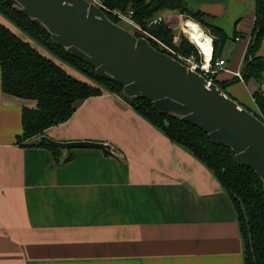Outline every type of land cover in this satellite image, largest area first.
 <instances>
[{"label": "crops", "instance_id": "0c3cea01", "mask_svg": "<svg viewBox=\"0 0 264 264\" xmlns=\"http://www.w3.org/2000/svg\"><path fill=\"white\" fill-rule=\"evenodd\" d=\"M181 1L224 32V70L215 78H234L244 65L254 0ZM166 15L177 23L183 16L158 12ZM257 54L264 57V37ZM242 84L253 106L248 109L256 110L258 82ZM230 88L223 91L244 106ZM35 106V100L4 93L0 77V264H245L235 209L212 170L125 98L103 90L81 101L66 121L18 142L22 109ZM42 135L110 148L54 153L40 144Z\"/></svg>", "mask_w": 264, "mask_h": 264}, {"label": "trees", "instance_id": "16d2710c", "mask_svg": "<svg viewBox=\"0 0 264 264\" xmlns=\"http://www.w3.org/2000/svg\"><path fill=\"white\" fill-rule=\"evenodd\" d=\"M100 1L106 7L104 12L112 22L119 25L121 19L112 15L109 9H117L125 14L132 12L131 19L135 24L172 51L168 52L149 38L148 41L154 48L178 60L180 57L193 56L194 60L198 61L200 56L190 36L191 40L180 32L178 41H174L172 26L177 23L175 16L166 15L157 23L150 24L158 12L165 9L182 14L186 19L197 22L205 33L212 37V63L219 58L226 35L218 26L206 22L202 12L189 11L181 0ZM0 18L4 19H0L1 89L4 93L36 101L34 108L22 109V131L17 136L18 142L39 135L48 127L66 121L78 104L90 96L100 95L103 90L119 94L141 116L212 170L235 209L244 242L245 264H264V189L261 178L253 169L238 164L229 147L212 143L202 129L181 121L176 115L155 110L147 99L124 96L119 83L98 77L90 64L54 44L46 30L35 25L31 19L7 5L4 0H0ZM16 29L50 56L21 37ZM134 34L142 36L140 32ZM263 37L264 0H254L253 28L241 70L245 81L264 80V57L257 54ZM64 64L86 79L67 71ZM210 77L206 78L223 88L238 81L236 78L218 81L215 75ZM89 79L95 83L91 84ZM252 98L256 110L245 108L264 122V96L255 90L252 92ZM40 144L50 148L54 153L57 151L44 141H40Z\"/></svg>", "mask_w": 264, "mask_h": 264}, {"label": "water", "instance_id": "95a60500", "mask_svg": "<svg viewBox=\"0 0 264 264\" xmlns=\"http://www.w3.org/2000/svg\"><path fill=\"white\" fill-rule=\"evenodd\" d=\"M46 30L54 44L90 64L98 77L122 86L126 97L149 100L155 110L202 129L209 140L229 147L238 164L250 167L264 189V122L203 75L148 39L112 22L89 0H4ZM41 141L56 149L94 147L96 141Z\"/></svg>", "mask_w": 264, "mask_h": 264}, {"label": "built area", "instance_id": "2783aa9c", "mask_svg": "<svg viewBox=\"0 0 264 264\" xmlns=\"http://www.w3.org/2000/svg\"><path fill=\"white\" fill-rule=\"evenodd\" d=\"M92 1L94 3H96L98 6L102 7V9H106V7L99 2L98 0H89ZM111 12L118 17L119 19L123 18L125 21H127L128 23L132 24V26L135 27L136 30H138L139 32L142 33V36L145 37L146 39H152L153 41L157 42L159 44V46H162L164 49H166L168 52L172 51L170 48H168L166 45H164L162 42H160L159 40H157L155 37H153L151 34H149L147 31L141 29L137 24H135L132 19H131V13L129 12L126 16L121 15L120 13H118L117 11H113L111 10ZM161 17L160 16H156L154 17L151 21L150 24H155L158 21H160ZM188 37V36H187ZM189 38V37H188ZM190 39V38H189ZM235 39H238V37H235ZM191 40V39H190ZM196 46V45H195ZM211 46H212V37H211ZM197 48V46H196ZM200 59L198 61L194 60L193 56H189V57H180V60L182 63H184L185 65H187L189 68L197 71L198 73H200L201 75H203L205 78L210 77L212 75H215L217 72L224 70V64H225V60L221 59V58H217L214 63H212V51H213V46L211 48V55H210V59L209 60H205L203 57V54L199 51V49L197 48ZM232 75L234 78L238 79V81L244 83L245 80L243 78V74L241 72V70H237V71H233ZM206 78V79H207ZM208 80V79H207ZM210 82V80H208ZM261 95L264 96V80L261 82H258L257 85V89H256ZM254 100V99H253Z\"/></svg>", "mask_w": 264, "mask_h": 264}, {"label": "rangeland", "instance_id": "374dc122", "mask_svg": "<svg viewBox=\"0 0 264 264\" xmlns=\"http://www.w3.org/2000/svg\"><path fill=\"white\" fill-rule=\"evenodd\" d=\"M99 2H101L100 0H98ZM111 10H113V11H117L118 13H120L121 15H123V16H126L127 14H125L124 12H122V11H120V10H117V9H111ZM111 10L109 9V11H110V13L112 14V15H114L112 12H111ZM175 13H177V12H175ZM115 16V15H114ZM116 17V16H115ZM184 17L185 16H182L181 17V21H178V23H177V25H179L180 27L179 28H177V29H175V34H177L178 33V31L179 32H182L183 34H185L186 36H188V34L185 32V31H187L188 33H189V36L191 35L190 34V32L188 31V29L186 28V26H184V30L182 29V22L184 21ZM118 18V17H117ZM177 19H179V18H177ZM204 19L206 20V17H204ZM119 25L120 26H122L123 28H125V29H127V30H129L130 32H132V33H134V32H139L138 30H136L135 29V27L134 26H132V24H130V23H128L127 21H125L123 18H121V20H120V22H119ZM183 25H185L184 23H183ZM21 33V32H20ZM140 34H142L141 32H140ZM21 36H23L24 38H29L28 36H26L25 34H20ZM188 36V37H189ZM30 39V38H29ZM28 39V40H29ZM31 40V39H30ZM32 41V40H31ZM178 41V40H177ZM32 43L34 44L35 42H33L32 41ZM225 43H226V39H225V41H224V43L222 44V46H223V48H224V46H225ZM159 45V44H158ZM227 46L228 45H226V47H225V49L227 48ZM38 47H40V46H38ZM161 48H163L162 46H160ZM164 49V48H163ZM224 49V50H225ZM166 50V49H165ZM222 53V52H221ZM222 56L223 57H225V54L223 53L222 54ZM78 73V72H77ZM79 75H81V74H79ZM83 78H85L83 75H81ZM209 78H211V77H209ZM86 79V78H85ZM90 80V79H89ZM91 81V84H94L95 82H94V80H90ZM231 85V88H230V91H235L236 93H237V95H232V96H234L235 98H239L242 102H245L244 103V107H246V108H252L253 106H251V102H250V96H249V93H247V90H246V88H245V86H244V84H242L241 82H239V81H235V82H232L231 84H228L227 86H230ZM249 86L251 85V83H249L248 84ZM226 86V87H227ZM236 90H235V89ZM250 88H251V86H250ZM227 95H229V91H224ZM246 99H248V100H246ZM30 138H32V137H30ZM30 138H26V139H24L22 142H26L27 140H29Z\"/></svg>", "mask_w": 264, "mask_h": 264}, {"label": "bare ground", "instance_id": "6f19581e", "mask_svg": "<svg viewBox=\"0 0 264 264\" xmlns=\"http://www.w3.org/2000/svg\"><path fill=\"white\" fill-rule=\"evenodd\" d=\"M186 23V28L191 32L192 42L197 46L199 51L203 54L204 59L207 61L210 59L211 55V37L207 35L200 26L194 21L188 20Z\"/></svg>", "mask_w": 264, "mask_h": 264}]
</instances>
